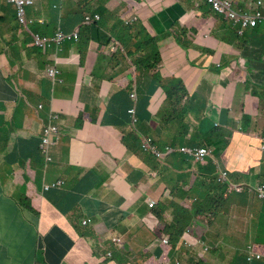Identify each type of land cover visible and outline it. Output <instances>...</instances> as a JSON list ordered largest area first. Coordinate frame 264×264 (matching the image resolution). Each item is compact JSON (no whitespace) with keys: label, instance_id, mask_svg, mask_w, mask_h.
<instances>
[{"label":"crops","instance_id":"crops-1","mask_svg":"<svg viewBox=\"0 0 264 264\" xmlns=\"http://www.w3.org/2000/svg\"><path fill=\"white\" fill-rule=\"evenodd\" d=\"M248 1L237 0L242 6ZM129 11L138 18L133 29L115 30ZM96 12L102 16L101 31L82 36V27L81 43L65 46L57 57L62 81L51 87L40 74L47 60L31 61L25 36L18 35L15 8L0 0V264H143L140 256L161 239L150 228L166 223L172 213L162 209L153 219L149 201L164 206L173 193L176 204H185L191 172L181 152L206 146L210 139L202 134L215 129L222 130L215 141L226 143L217 159L222 167L238 183L264 181V27L259 36L250 31L240 38L199 0H39L28 11L30 17L46 18L41 29L59 25L67 33L82 26L85 14ZM120 31H132L137 39L132 56L110 53L103 43L105 35L116 40ZM153 39H159L157 45L149 43ZM14 40L11 65L5 51L10 56L7 46ZM140 44L145 49L138 50ZM237 63L244 70L237 72ZM20 91L28 98L21 106L49 99L66 114L50 162L38 146L40 123L27 109L14 117ZM171 96L175 112L168 105ZM143 138L160 153L173 151L163 163L170 181L145 167ZM258 162L252 177L243 178ZM57 181L63 185L44 189ZM227 199L208 219L205 236L218 250L204 264H246L238 256L257 244V233L243 227L258 221L261 204L250 196ZM237 205L247 208L243 216ZM86 218L92 225L82 224ZM111 234L124 249L109 243ZM169 257L173 263L185 261Z\"/></svg>","mask_w":264,"mask_h":264},{"label":"clouds","instance_id":"clouds-1","mask_svg":"<svg viewBox=\"0 0 264 264\" xmlns=\"http://www.w3.org/2000/svg\"><path fill=\"white\" fill-rule=\"evenodd\" d=\"M6 3L12 5L16 10V18L15 22L20 27L18 31V35H24L25 40L24 44V52L28 53L32 60H38L39 58H45L47 63L45 67L40 70V74L47 78L48 81L51 82V87L56 86L59 84L61 80L62 72L57 65V57L58 55L64 50L65 46L68 43H81V29L85 26H92L96 23H100L102 16L101 13H91L85 14L84 20L82 22V26L76 28L73 32L67 33L65 32L59 25L55 27H48L47 30L41 29L39 26L47 24V20L45 17H30L29 16V9L34 7L36 2L39 0H3ZM204 3L210 10L218 17L219 22L224 24V27L231 28L236 35L240 38H244L245 35L252 31L255 32L258 36L261 35V28L264 27V0H250L248 4L245 6L240 5L237 0H199ZM221 3L223 9L218 10L216 4ZM257 13H261L262 20L261 22H257L254 26H244V17L254 15ZM137 17H134L133 22L137 21ZM230 25V26H229ZM260 31V32H259ZM85 31L82 30V36ZM108 37L105 35V38ZM16 39V38H15ZM117 41L112 40L109 44L110 52L114 51V45ZM159 42V40H158ZM259 42V41H258ZM18 41L14 40L9 47L10 56L8 54V49L5 51L6 58L12 62H15L11 56V50L13 48H17L16 44ZM44 59V61H46ZM244 70L241 63H237L235 70L238 72L239 68ZM5 69V68H3ZM53 92V89H52ZM132 97L134 100H138L137 91L134 90L132 93ZM21 99L26 101L28 98L20 91L19 98L13 101L14 104V117L16 120L18 119L19 115L21 114L23 109H27L29 112V117L35 118L40 123L41 133L39 135V149L43 156L46 157L47 162L53 160L50 157L51 150L53 147H56L63 137V117L66 115L63 111H57L55 106L51 105V102L46 99L43 100V103L38 104L37 106L33 107L30 104L26 103L25 107L21 106ZM54 104V101H53ZM137 108L134 107L130 110L132 115V124H136L139 120L137 115ZM229 112V111H223ZM25 118V116L23 117ZM224 139V138H223ZM226 146V143H225ZM142 150L146 152V154H150L155 159L162 161L161 169L156 171H160L162 174H166L163 163L165 162L166 158L173 155V151L167 149L164 153H160L156 150L154 145L151 141L147 138L142 139ZM226 150V148H225ZM225 150L220 153L218 156L217 149L213 146H202V147H194L189 149H183L182 154L186 157L185 165L186 167L190 166L189 171L191 173L196 174L198 177L202 179L204 188L197 191L196 193L191 194L194 199L200 200L199 195L204 197V203L201 205V208H204V205L213 204L210 200L219 199L223 193L227 198L233 195L239 196H250L255 201L261 204V208L259 211L258 219H259V238L261 240V245L264 248V232L261 233V219L263 216L264 211V181L256 182V183H247L241 182L238 183L237 179L235 178V174L230 172L225 167H222L219 160L220 156L225 152ZM261 150L264 152V140L262 141ZM205 151V152H203ZM166 167H167V163ZM262 162H258L256 168H253L248 173H243L242 177H252L254 171L261 166ZM209 167V168H208ZM201 168H208V172L203 174L199 171ZM150 170V169H149ZM152 171V170H151ZM154 171V172H156ZM150 174H148V177ZM263 177H257L255 180H262ZM151 179V178H150ZM63 185V181H57L50 184L44 185V189L46 191L59 188ZM212 187V188H211ZM221 189L220 191H217ZM174 191V190H173ZM222 193L220 195V193ZM175 193V191H174ZM180 193V192H178ZM209 196V202L206 200ZM174 197L177 198L178 195L172 193V201L164 206L149 201L148 207L152 210H157L161 213L162 209L170 210L172 213L168 216L169 220H172L175 224H177L178 217V208L183 205H178L174 202ZM218 203H214L215 208L212 211H215L217 208ZM177 212V216L175 215ZM210 217L206 218L204 221L200 222H208ZM93 221L91 218H86L82 221L84 226L92 225ZM201 225V223H200ZM203 225V224H202ZM205 226V225H203ZM210 226V224H209ZM207 227V226H206ZM209 227H207V231L204 233L205 235L208 234ZM161 237V235H160ZM263 238V239H262ZM109 243L115 248L118 247L120 249H124L122 245V240L114 237L112 234L108 236ZM187 245V247L193 245L192 242H189L186 238H182ZM169 240L166 238H161L159 242L155 245L156 248H151V252H146L144 255L140 256L143 261V264H188L182 260H175L174 263L172 262L169 254L172 253L173 255L181 256L182 253L180 250L175 251L172 248L167 247ZM188 243V244H187ZM182 246V245H181ZM116 249V248H115ZM189 249H194L197 256L193 259L195 264H201L203 261H206L207 257H209L212 253L218 250V246L214 244H207L206 246L200 243H196L194 246L190 247ZM125 251H127L125 249ZM255 244L249 245L246 251L239 255L238 258L242 260L241 257H244V262L246 264H264V257L260 254H255ZM124 252V251H123ZM181 253V254H180ZM108 257L112 258V253H108ZM184 259V258H183ZM179 261V262H178Z\"/></svg>","mask_w":264,"mask_h":264},{"label":"trees","instance_id":"trees-1","mask_svg":"<svg viewBox=\"0 0 264 264\" xmlns=\"http://www.w3.org/2000/svg\"><path fill=\"white\" fill-rule=\"evenodd\" d=\"M100 12H104V10H100ZM133 13L134 11H129L128 13H126L123 21L118 22L115 25V30H118L121 27H123L124 29L128 31L132 30L133 29L132 23L135 17ZM100 29H101V23H96L95 25H92V26H85L83 31L99 32L101 31ZM116 40L117 42L114 45L115 52H117L118 50H122L128 53L129 56H132L134 54L133 45H134V41L137 44V39L135 38V35L132 34V31L129 33H125V34H123L120 31V33L116 35ZM158 40L159 39L149 40V43H155L157 45ZM111 42H112V38L109 36L106 37L105 40L103 41L104 44H110ZM143 49H145V46L143 44H140L138 47V50H143ZM253 95L260 98V96H257L256 94H253ZM174 99H175L174 96H171L170 101H168V105L171 111L173 112H175ZM175 122L177 123V121ZM221 133H222L221 129H215L208 136L206 134H202L205 140L210 139L209 141L207 140V143L205 145L208 147L213 146L215 149H217L218 156L226 148L224 140L215 141V138L219 137ZM138 143H139V139H138ZM202 146L204 145H201L198 147H202ZM208 168H201L199 169V171L205 174L208 172ZM188 178H189V182L185 183L186 202L185 204H183V206L178 208L179 218H177V224H175L172 220H168L166 223H163V224L160 222L155 229L150 228V230L154 231L156 235L157 233L159 234V236L161 235V238L168 239L169 243L167 244V247H170L172 248V250H175L177 252L178 250H180L181 253L183 254L182 258H184L188 264H192V260L197 256V254L194 249H189V248L194 246L197 242L205 246L208 244V238L205 236L204 233L207 231V227H209L210 223L200 222V221H204L206 218L212 217L215 214L216 211H212L214 207V203L219 204L222 198H224L225 193L222 192L223 193L222 194L218 192L220 193V195L221 194L222 195L219 196V199L215 201L214 199L210 200L208 196L206 200L208 202L209 200L210 202L212 201L213 204H209V205L205 204L204 208L200 209L199 200L194 199L192 196H190V193L191 194L196 193L197 191L204 188L202 179L194 173H189ZM220 190L221 189L218 188L217 191H220ZM151 214H152L153 219L157 217H161V213L157 210H152ZM175 215L177 216V212H175ZM202 224L205 226H203ZM261 227L262 228L260 229V231L261 233H263L264 232V211H263V216L261 219ZM118 228L120 229L119 225H118ZM183 237L186 238L189 242H192L193 245L189 247H187L186 245L185 247H183L184 244H186L184 241H182ZM204 262L205 261H203L201 264H204Z\"/></svg>","mask_w":264,"mask_h":264},{"label":"rangeland","instance_id":"rangeland-1","mask_svg":"<svg viewBox=\"0 0 264 264\" xmlns=\"http://www.w3.org/2000/svg\"><path fill=\"white\" fill-rule=\"evenodd\" d=\"M47 84L51 85V82L47 80ZM158 134H161V133H158ZM169 138L171 140H174L176 137L173 134ZM54 148L55 147L52 148L51 153L53 152ZM143 156H144V163H145V167L146 168H148V169H150L152 171H156L158 169H161L162 161L155 159L150 154H146V152H143ZM169 179H170L169 174H167V175L165 174V180L170 181ZM174 191H175V193H178L179 189H174ZM227 200H228L227 197L224 196V198H222L221 201L222 202H227ZM237 207H239L238 209L241 210L240 216H243L245 214V211H246L247 208H245L242 205H237ZM214 208H215V205H214L213 209ZM244 225L245 226L243 228L247 230V233H251V232L257 233V239H256L257 244H255V251L254 252H255V254H260L262 257H264V248L262 247V245H261L262 243H261V240L259 238V219H258V221L256 219H251L249 221L244 222ZM236 229H241V228L237 227ZM141 235L144 236L145 240H147L148 237H149L145 231L142 232ZM157 236H159L158 233H157Z\"/></svg>","mask_w":264,"mask_h":264},{"label":"built area","instance_id":"built-area-1","mask_svg":"<svg viewBox=\"0 0 264 264\" xmlns=\"http://www.w3.org/2000/svg\"><path fill=\"white\" fill-rule=\"evenodd\" d=\"M216 7L218 10H222L223 7L221 5V3L219 2V4H216ZM262 20V15L261 13H257V14H254V15H250V16H246L244 17V26L245 27H248V26H254L257 24V22H261ZM205 152V151H203ZM264 197V195H263Z\"/></svg>","mask_w":264,"mask_h":264}]
</instances>
